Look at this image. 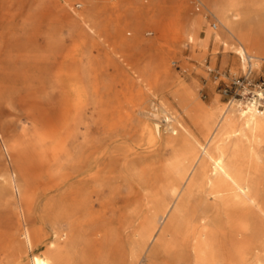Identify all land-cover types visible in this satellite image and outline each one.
I'll return each instance as SVG.
<instances>
[{"label":"rangeland","instance_id":"rangeland-1","mask_svg":"<svg viewBox=\"0 0 264 264\" xmlns=\"http://www.w3.org/2000/svg\"><path fill=\"white\" fill-rule=\"evenodd\" d=\"M235 11L236 34L263 51L264 0H0V241L23 222L48 237L70 231L66 212L86 199L90 211L76 215L85 224L60 245L69 264H177L175 250L144 244L157 196L174 200L167 165L181 137L168 144L166 116L195 132L175 90L215 117L252 104L264 112V60L244 67L219 20ZM148 124L160 139L150 141ZM52 132L64 140L53 163L61 186L45 193L39 158L55 147L43 141ZM256 149L264 155L263 138ZM15 174L33 194L30 207L11 184Z\"/></svg>","mask_w":264,"mask_h":264},{"label":"bare ground","instance_id":"bare-ground-1","mask_svg":"<svg viewBox=\"0 0 264 264\" xmlns=\"http://www.w3.org/2000/svg\"><path fill=\"white\" fill-rule=\"evenodd\" d=\"M238 17L235 11L232 17L222 16L219 20L228 38L238 42L235 49L243 66H247L248 59L258 66L264 60V50L257 52L255 48V51L247 39L236 34ZM201 22L200 19L192 21L189 41H194ZM58 83L63 85L62 75ZM185 92L178 88L175 95L181 99L195 132L181 117L166 116L171 128L168 144H175L174 138L181 137L176 157L167 165L173 177L167 188L174 200L170 203L161 195L157 196L160 207L150 219L144 244L149 247L155 242L161 249L175 250L177 264H264V155L256 149L258 140L264 139V112L252 104L246 109L227 108L221 116L215 117L202 106L191 108L186 104L188 94ZM146 129L151 142L161 138L160 129L149 124ZM53 134L46 135L43 141L53 140L55 147L43 148L39 158L43 163L39 177L50 181L44 188L45 193L61 186L53 181V163L63 154L64 140L57 143ZM11 184L20 200L30 207L33 194L21 187L17 174ZM90 208L86 199L76 200L74 213L66 212L70 231L61 227L55 229L51 237L41 228L32 230L23 222L18 235H6L0 241V264H24L29 255L30 264H69L60 245L69 242L74 231L82 229L84 220L76 215ZM21 212L24 216L23 208ZM88 214V219L93 220L94 214ZM161 219L168 228L159 224ZM175 227L179 228V238L173 242L170 237ZM225 231L231 233L232 239L227 241L223 237ZM38 247L44 249L41 254L33 251Z\"/></svg>","mask_w":264,"mask_h":264}]
</instances>
